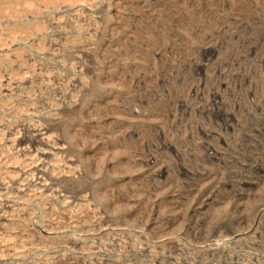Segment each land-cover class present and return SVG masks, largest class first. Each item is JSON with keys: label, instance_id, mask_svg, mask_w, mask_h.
<instances>
[{"label": "rangeland", "instance_id": "rangeland-1", "mask_svg": "<svg viewBox=\"0 0 264 264\" xmlns=\"http://www.w3.org/2000/svg\"><path fill=\"white\" fill-rule=\"evenodd\" d=\"M0 264H264V0H0Z\"/></svg>", "mask_w": 264, "mask_h": 264}, {"label": "bare ground", "instance_id": "bare-ground-1", "mask_svg": "<svg viewBox=\"0 0 264 264\" xmlns=\"http://www.w3.org/2000/svg\"><path fill=\"white\" fill-rule=\"evenodd\" d=\"M46 130V129H45ZM40 132V131H39ZM45 132V131H44ZM44 134V133H43ZM35 140H37V139H33V140H31L30 142H35ZM27 139H20L19 141H18V144L21 146V145H23V146H25V144L27 143ZM22 147V146H21ZM23 151V150H22ZM36 151V150H35Z\"/></svg>", "mask_w": 264, "mask_h": 264}]
</instances>
